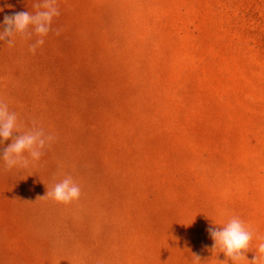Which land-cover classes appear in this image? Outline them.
<instances>
[{
  "label": "rangeland",
  "instance_id": "374dc122",
  "mask_svg": "<svg viewBox=\"0 0 264 264\" xmlns=\"http://www.w3.org/2000/svg\"><path fill=\"white\" fill-rule=\"evenodd\" d=\"M43 4L0 0V24ZM56 7L35 52L31 28L0 41V101L22 132L55 137L27 167L0 161V264H232L208 228L233 216L253 231L240 258L253 264L264 243V0ZM68 176L78 200L46 195Z\"/></svg>",
  "mask_w": 264,
  "mask_h": 264
},
{
  "label": "clouds",
  "instance_id": "9594fccd",
  "mask_svg": "<svg viewBox=\"0 0 264 264\" xmlns=\"http://www.w3.org/2000/svg\"><path fill=\"white\" fill-rule=\"evenodd\" d=\"M58 15L56 0H44L43 10L35 14L19 12L6 16L0 24V41H6L9 46H12L14 43L12 37L16 33L25 34L30 38L32 32L29 29L31 28L40 37L31 46L30 50L35 52L36 48L44 43L43 37L51 31L53 19ZM14 133L19 134L14 135ZM9 138L11 143L0 150V161H3L9 169L17 166L27 167L28 157L33 161L39 160L45 147L55 140L53 135L46 134L43 129L35 126L22 132L17 114L0 101V146H3L4 141ZM46 195L58 203L70 204L80 198L81 189L72 177L68 176L56 183L50 191L47 190ZM220 226L208 228L214 241L213 249L218 247L219 252L225 254L227 258L225 260H230L232 264H240V258L245 257L243 253L249 250L252 244L253 231L237 216H233L226 224ZM257 251L261 255L256 254L253 264H260V261L264 259V243L258 246Z\"/></svg>",
  "mask_w": 264,
  "mask_h": 264
}]
</instances>
